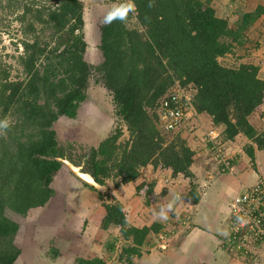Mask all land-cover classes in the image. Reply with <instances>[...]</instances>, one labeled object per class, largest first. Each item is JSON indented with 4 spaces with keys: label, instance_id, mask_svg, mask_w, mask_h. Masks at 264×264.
Listing matches in <instances>:
<instances>
[{
    "label": "trees",
    "instance_id": "1",
    "mask_svg": "<svg viewBox=\"0 0 264 264\" xmlns=\"http://www.w3.org/2000/svg\"><path fill=\"white\" fill-rule=\"evenodd\" d=\"M126 1L134 9L126 7L123 20L119 12L98 27L102 60L92 65L86 60L83 0H0V26L6 27L3 17L14 18L23 50L12 57L15 64L0 66V121L8 123L0 129V264H16L22 255L20 225L7 213L28 218L54 197L52 185L64 166L60 159L69 149L60 145L55 125L63 117L77 119L93 81L112 96L120 124L99 148L78 150L69 160L75 165L85 160L86 171L105 188L109 181L115 188L136 182L148 167L175 180L194 179L195 152L184 138L173 139L176 132L165 131L159 117L176 86L192 97L197 117H207L219 131L223 149L245 136L264 152V136L250 123L253 115L263 116L264 80L256 52L246 46L253 41L247 31L264 7L244 14L234 28L208 1ZM228 56L239 65H223ZM245 151L256 160L253 145ZM85 185L103 202L102 229H117L127 242L119 261L140 264L136 259L158 228L130 226L120 203ZM153 189V183H141L137 195L149 197ZM188 197L199 201L194 190Z\"/></svg>",
    "mask_w": 264,
    "mask_h": 264
},
{
    "label": "crops",
    "instance_id": "2",
    "mask_svg": "<svg viewBox=\"0 0 264 264\" xmlns=\"http://www.w3.org/2000/svg\"><path fill=\"white\" fill-rule=\"evenodd\" d=\"M202 1L210 2L219 17L228 19L229 16L236 15L235 13H239L237 15L240 19V13H253L259 7H264V0H231L230 6L223 8L219 5L220 0ZM261 26L264 27V13L253 27L257 29ZM254 57L260 67L259 77L264 80V52L255 53ZM100 63L101 60L90 62L92 65ZM262 117L257 114L252 116L250 123L258 135L264 136ZM204 126L206 128L201 127L193 139L197 143L191 145L196 154L193 166L200 169L195 171L192 167V181L183 177L172 180L169 172L154 171L149 167L146 169L148 173H145L147 177L144 173L141 177L145 178V182L154 184L153 194L149 197L145 194L137 195L141 179L118 188L112 185L108 189L105 188L106 194L112 197L111 200L124 207L130 226L158 228V233H153L148 244L142 248L143 255L141 259H136L137 263L264 264V249L258 250L251 260H242L241 257L237 258L239 261L236 262L232 254L235 251L234 246L228 240L232 201L244 190L264 182V152L257 150L252 139L239 136L230 144L231 147H225L224 154L228 155V158H225L228 164H224L204 142L207 133L218 134L219 131L214 129L209 120ZM191 135L194 136V132ZM218 141L220 142V138ZM251 145L256 150L255 161L245 151ZM232 148H236V152H233ZM166 179L170 182L167 183ZM85 184L64 164L52 185L55 195L49 203L50 206L45 208L44 219L33 223V261L36 264H66L68 261L76 264L79 259H100L105 264H123L119 261V256L127 242L121 239L117 229H102L106 216L103 202L99 194ZM192 190L199 197L197 203H193V198L188 197ZM179 194H182L181 199ZM37 211L33 212V222L38 215L35 213ZM161 212L164 213L163 216ZM168 216L172 217L171 221H167ZM176 217L177 220H173ZM44 231L54 235L47 238L48 243H57L58 248L54 254H50V248H44L47 253L41 250L42 242L38 236ZM165 240L167 243L164 250L162 244ZM21 249L24 255L25 250L22 247Z\"/></svg>",
    "mask_w": 264,
    "mask_h": 264
},
{
    "label": "rangeland",
    "instance_id": "3",
    "mask_svg": "<svg viewBox=\"0 0 264 264\" xmlns=\"http://www.w3.org/2000/svg\"><path fill=\"white\" fill-rule=\"evenodd\" d=\"M84 2L86 4L85 16H84L85 17L84 36H85V41L88 44V48H89L88 53L86 55V60L89 63L91 61L95 63L97 61L102 60L101 52L98 47V44L100 45V42H101L100 41L101 34L98 30V27L101 24L108 21L107 18L109 17L110 14H113L115 16L119 12H122L126 7L131 8L132 10L134 9V7L132 4H130L126 0H84ZM231 2H232L231 0H227V3H226V0H220L219 5H221L223 8L225 6H230ZM246 11H248L247 8H246ZM221 12L223 13V9H221ZM235 14L236 15L234 16H231V17L229 16V21L232 24V27L234 28L238 25L239 23L238 20L242 19L245 12L240 13L241 15L240 19L238 18L239 15H237L239 13H235ZM3 18L5 20L4 23L6 24V27L5 25L0 26V66L2 69H5V66L15 64L12 57L18 56L19 53H22L23 50L19 44L22 38V36L20 35L19 24L13 21L14 18H10V17L8 18L3 17ZM9 25L10 27H7ZM246 37L249 40L253 39L252 42L250 41L246 44V46L249 47L248 50H252L250 54H252V52L253 54L255 52L256 54L257 53L261 54V52L262 53L264 52V39H262L264 37V27L261 26L257 29H254V27H251L247 31ZM257 38L258 39L261 38L262 40L261 39L256 40ZM257 42L260 44V47H261V49L259 50L255 49V47H257V44L255 43ZM17 48H19V51L17 50ZM239 56H241L240 53H239ZM221 62L223 65L227 67H237L239 65L238 58L233 57V56H228L222 59ZM180 89L181 88L179 86H176L174 88L175 90L174 92L176 93ZM263 113H264V110H263ZM115 117H116V110H115L112 96L110 95L108 91H106L100 85H97L93 81L91 82V85L88 91V100L82 105L77 119L71 120V119L63 117L55 125V130L57 132L58 141L61 146H65L66 148H69V149H71V147H75L77 150H79L78 152L88 151V150H91L92 148H99L100 144L103 141H105L109 136H111L116 131L117 127L119 126L120 123H118V121L115 120L116 119ZM206 118L207 117L205 116H203V118H198L195 113H192L190 117V114H189L187 116V121L185 125L182 126L180 130L176 131V133L172 135L173 139L175 136H180L184 138L190 145L193 144L192 146H194V143L195 144L197 143V141L193 140L196 137V133H198L197 131H199L201 127H205L204 126L205 124H208V119ZM263 118H264V115L262 119ZM193 132H194V136L191 135ZM218 134L220 135V133ZM205 138H206V135H205ZM127 139H128V134H126L125 137L122 138L121 142H126ZM231 146L232 145H229V147ZM240 146H243V145H240ZM236 148H232V151L236 152ZM192 149H194V147ZM224 158H228V155L227 156L225 155ZM193 167H194L193 170L195 171L200 170L195 166ZM65 170H68V169L65 168ZM69 170L71 169L69 168ZM142 173H144V176H145L146 175L145 173H148V172L145 169ZM141 177L139 178L141 180L140 181L138 180L139 185L141 184V182H145L144 181L145 178L142 179ZM111 182L112 181L108 182V184L110 183L107 186L108 188L111 185L114 186V184H112ZM188 184L189 185L191 184L190 181H188ZM110 198L112 197L110 196ZM179 198L180 199L182 198V194H179ZM45 208H43L42 210H38V211L36 210L37 212L35 213L38 215L36 216V219L34 218L35 219L34 222H33V212L29 214L28 218H22L11 212L7 213V216L10 219L16 221L20 225L21 233L18 238V242L20 243V246L25 250L24 255H22L19 258L16 264H36V262L33 261V245H35V243H33V223H35L37 220L44 219V216L46 214ZM182 217L185 219L184 216ZM170 218L172 217L168 216L167 221H171ZM173 220H177V217L173 218ZM53 236L54 235L46 231L41 232L39 234L38 237H40V240L42 242L41 250H43L44 253H47L46 250H44V248H50V254L56 253L55 250H57L58 248L57 243L55 241L48 243L47 241L50 237H53ZM166 243L167 242L165 240V243L162 244V248L164 250H165L164 247ZM262 249H264V247ZM156 251H159V250H156ZM162 252H165V251H162ZM234 253L232 254L233 256H235L233 258L236 259V262L239 261L237 260V258H241V257L243 258L242 260H245V259L251 260L250 258H247L248 256H244L240 254L238 251H236V249ZM66 264H71V262L68 261Z\"/></svg>",
    "mask_w": 264,
    "mask_h": 264
},
{
    "label": "built area",
    "instance_id": "4",
    "mask_svg": "<svg viewBox=\"0 0 264 264\" xmlns=\"http://www.w3.org/2000/svg\"><path fill=\"white\" fill-rule=\"evenodd\" d=\"M195 113L192 97L184 90L174 92L162 105L159 117L167 132H176L185 125L187 116ZM189 119V118H188ZM220 135L215 132L206 134L205 141L211 152L224 164V149L219 145ZM224 154V155H223ZM167 183L170 180H165ZM229 242L236 251L247 258L264 247V182L238 194L231 204Z\"/></svg>",
    "mask_w": 264,
    "mask_h": 264
},
{
    "label": "water",
    "instance_id": "5",
    "mask_svg": "<svg viewBox=\"0 0 264 264\" xmlns=\"http://www.w3.org/2000/svg\"><path fill=\"white\" fill-rule=\"evenodd\" d=\"M60 161L65 165H67L71 169V171L75 174V176L80 180H82L84 183L90 185L99 192H102L104 194L106 193L105 187H103L100 183H98L91 174L85 173L82 167L76 166L75 164H73L68 160L65 161L64 159H60Z\"/></svg>",
    "mask_w": 264,
    "mask_h": 264
},
{
    "label": "flooded vegetation",
    "instance_id": "6",
    "mask_svg": "<svg viewBox=\"0 0 264 264\" xmlns=\"http://www.w3.org/2000/svg\"><path fill=\"white\" fill-rule=\"evenodd\" d=\"M67 150H70V156H69V152L67 151ZM78 150H75V149H66V155H65V158H63L65 161H70L69 160V158L71 157V155L72 156H76V154L78 153L77 152ZM89 151L90 150H88V151H85V153L87 152V153H89ZM71 162V161H70ZM73 163V162H72ZM86 162H85V160H84V162H83V164H79V165H76V166H80V167H82L83 168V171L85 172V173H88L87 171H86V164H85ZM74 164V163H73ZM90 174V173H89Z\"/></svg>",
    "mask_w": 264,
    "mask_h": 264
},
{
    "label": "clouds",
    "instance_id": "7",
    "mask_svg": "<svg viewBox=\"0 0 264 264\" xmlns=\"http://www.w3.org/2000/svg\"><path fill=\"white\" fill-rule=\"evenodd\" d=\"M148 6H149V7H152V4L150 3ZM118 15H119V17L123 20L124 17H125V15H126V13H125V12H121V13H119ZM113 18H114V15H113V14H110L109 17L107 18L108 22H110L111 19H113ZM7 127H8V123H7V121H0V129H6ZM161 215L163 216L164 213L161 212Z\"/></svg>",
    "mask_w": 264,
    "mask_h": 264
}]
</instances>
